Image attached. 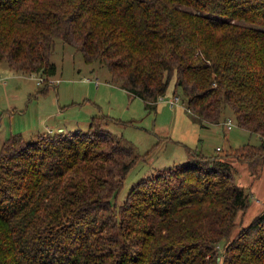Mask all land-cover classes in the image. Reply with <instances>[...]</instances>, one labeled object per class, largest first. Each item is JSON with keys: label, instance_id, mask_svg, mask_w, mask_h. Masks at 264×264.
<instances>
[{"label": "trees", "instance_id": "1", "mask_svg": "<svg viewBox=\"0 0 264 264\" xmlns=\"http://www.w3.org/2000/svg\"><path fill=\"white\" fill-rule=\"evenodd\" d=\"M57 40L147 109L173 81L202 126L229 107L260 144L186 147L187 164L118 205L140 156L101 127L109 117L75 135H12L0 146V264H264V209L234 235L251 194L233 175L235 162L254 179L264 166V0H0V63L52 78Z\"/></svg>", "mask_w": 264, "mask_h": 264}, {"label": "rangeland", "instance_id": "2", "mask_svg": "<svg viewBox=\"0 0 264 264\" xmlns=\"http://www.w3.org/2000/svg\"><path fill=\"white\" fill-rule=\"evenodd\" d=\"M51 61L57 72L52 78L42 77L45 80L41 86L37 85L38 76L10 75L0 69V78L6 82L5 86L0 82V146L12 135H22L30 141L37 135L85 133L93 117H109L112 121L100 122L101 127L140 156L124 180L118 205L141 179L157 170L187 164L186 147L211 156L232 153L231 149L246 144H260L258 135L237 125L229 107L224 109L219 124L202 126L188 111L187 100L179 89H174L173 81L156 108L147 109L141 99L115 86L103 65L86 64L80 53L60 40L56 41ZM4 65L8 67L6 63L1 66ZM43 87L48 90L42 92ZM229 120L232 127L228 130ZM234 170V182L251 194L249 208L236 218L235 235L262 212L264 166L258 179L253 178L246 164L235 162Z\"/></svg>", "mask_w": 264, "mask_h": 264}, {"label": "built area", "instance_id": "3", "mask_svg": "<svg viewBox=\"0 0 264 264\" xmlns=\"http://www.w3.org/2000/svg\"><path fill=\"white\" fill-rule=\"evenodd\" d=\"M35 76V75H34ZM38 78V81H37V85H41L43 82H44V80L46 79H43L42 77H37ZM49 80V79H48ZM4 80L3 79H1L0 78V82H2V83H4L3 82ZM54 84L55 83H58V81H56V82H54V80L52 81ZM170 105H172V103H173V101L171 100L170 102ZM226 127H227V129L229 130V129H231V127H232V123L230 122V120L228 121V122H226Z\"/></svg>", "mask_w": 264, "mask_h": 264}, {"label": "crops", "instance_id": "4", "mask_svg": "<svg viewBox=\"0 0 264 264\" xmlns=\"http://www.w3.org/2000/svg\"><path fill=\"white\" fill-rule=\"evenodd\" d=\"M1 65H2V63H0V66H1ZM4 66H5V65H4ZM4 66H1L0 69L3 70V71H5L6 73H8V74H10V75H11V74L13 75V72H14V71L10 70V69H9L8 67H6V66H5V67H6V68H5ZM2 67H3V68H2ZM14 73H16V72H14ZM2 85L5 86V85H6V82H5L4 84H2ZM43 89L45 90V92L48 90V88H45V87H43ZM263 209H264V207L262 208V210H263Z\"/></svg>", "mask_w": 264, "mask_h": 264}]
</instances>
